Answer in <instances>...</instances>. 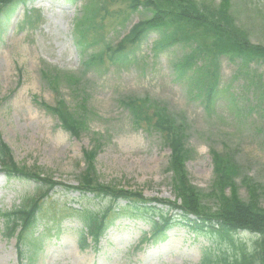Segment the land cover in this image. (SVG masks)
<instances>
[{
    "label": "rangeland",
    "instance_id": "obj_1",
    "mask_svg": "<svg viewBox=\"0 0 264 264\" xmlns=\"http://www.w3.org/2000/svg\"><path fill=\"white\" fill-rule=\"evenodd\" d=\"M92 1L24 0L0 15V141L24 173L59 185L40 199V184L6 178L0 171V264H19L16 234L8 236L3 215L27 206L30 200L37 201L41 212L23 244L21 264H199L205 252L217 249L231 258L235 252L230 247L192 232L176 211L168 213L175 224L163 241L141 245L150 233L149 218L157 220L156 214L149 213L145 218H117L98 246L88 240L89 246L81 249L82 221L76 211H99L107 209L108 203L73 190L86 180L88 169L89 178L98 185L137 192L146 199L180 202L175 193L178 184L168 168L171 149L160 133L134 124L125 105L131 100H146L182 126L188 151L186 179L205 212L218 208L213 153L236 169L239 200L248 201L246 182L264 188V65L245 68L239 61L217 57L218 87L210 105L205 90L210 62L196 60L192 69L179 76L176 67L192 46L155 50L159 31L150 32L132 48L128 61L115 64L107 58L104 65L86 68V61L102 54L105 45L116 46L133 24L151 16L141 6L131 12L123 0H96L108 12L101 11L98 19L104 39L83 49L74 26ZM193 1L215 7L223 0ZM228 1L236 25L252 44L264 45V0ZM91 39L92 33L87 41ZM43 72L59 78L57 89ZM59 101L74 117L84 119L86 129L79 138L63 130L48 110ZM85 152L93 155L91 164ZM231 193L229 187L224 189L225 196ZM259 206L264 209V196ZM253 240L247 233L236 237L247 248Z\"/></svg>",
    "mask_w": 264,
    "mask_h": 264
},
{
    "label": "trees",
    "instance_id": "obj_2",
    "mask_svg": "<svg viewBox=\"0 0 264 264\" xmlns=\"http://www.w3.org/2000/svg\"><path fill=\"white\" fill-rule=\"evenodd\" d=\"M123 1L131 12H137L139 6L150 10V18L135 23L116 46L105 45L106 50L102 54L92 56L86 61V68L104 65V60L107 58L109 62L115 64L128 61L132 48L138 46L150 32L159 31L161 33H159L160 40L157 42L155 50L161 51L176 44L192 46L191 51L176 67L179 76H184L187 71L192 69L196 60L207 59L210 62L211 68L206 69L210 74V79L206 77L209 81L205 87L206 103L210 105L218 87V69L215 65L217 57H226L232 63L239 61L245 68L264 65V45L252 44L247 33L236 25L234 19L229 15L228 0H223L219 6L215 7L206 4L198 6L193 0ZM92 2L85 5L84 14L74 26L75 33L79 37L78 44L83 49L97 45L104 39L101 35V22L98 19L101 11L104 14H108V12L99 5L102 3L101 1L100 3L96 0ZM17 3L25 2L24 0H0V15L4 10L8 12V9ZM94 3L97 4L96 7H91ZM27 21H30V16ZM90 33H92V39L88 42L87 37ZM42 74L54 90L58 88L59 78L56 75L46 72ZM65 80L69 84L71 83V78L68 77ZM200 80L198 79L197 82ZM125 105L131 111L134 124L137 127L143 124L157 131L170 147L171 160L168 168L174 174L175 184H178L176 188L174 185V188L180 202L170 203L146 199L137 192L115 190L98 185L89 178L90 169H88L86 180L73 190L81 195H91L94 199H104L108 203L107 209L76 211L82 221L83 230L79 237L81 249L84 250L89 246L88 240L94 247L98 246L104 233L117 218H145L149 213L156 214L157 220L153 216L149 218L150 233L144 237L141 245L163 241L169 229L175 224L172 215L169 216L168 213L176 211L181 213V221L192 232L215 238L219 245L225 244L235 252L229 258L226 251L208 250L199 264H264V209L259 206V200L261 196H264V188L246 182L248 201L239 200L234 185L236 169L224 158L213 153L212 159L216 175L213 189L218 191V208L214 212H205L204 209H201L197 191L186 179L184 161L188 151L183 143L182 126L177 127L176 123L164 111L161 112L155 107H150L146 100H131ZM80 108L84 111L83 103ZM48 110L58 118L62 129L73 137L79 138L81 131L86 129L84 119L74 117L65 102L59 101L55 107ZM151 111L153 112L151 113ZM84 157L89 164L92 163V154L85 152ZM0 171L6 178H27L40 184L42 189L40 199L47 197L54 188L59 186L49 178L40 179L36 174L24 173L14 163L9 148L1 141ZM227 187L232 191L229 197L224 195V189ZM66 188L70 190L69 187ZM119 201H123L124 205H119ZM157 206L166 207L167 211L163 212ZM39 212L41 209L37 208V201L30 200L27 206L3 215L7 223L6 230L9 231L8 236L12 237L16 234L19 264L24 256L23 244L35 226ZM242 233H247L254 239L250 248L242 243H237L236 237Z\"/></svg>",
    "mask_w": 264,
    "mask_h": 264
}]
</instances>
